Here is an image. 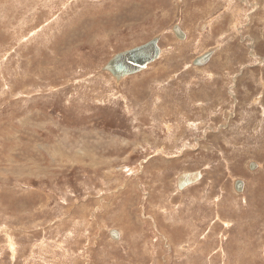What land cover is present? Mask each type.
Returning a JSON list of instances; mask_svg holds the SVG:
<instances>
[{
  "label": "rangeland",
  "instance_id": "374dc122",
  "mask_svg": "<svg viewBox=\"0 0 264 264\" xmlns=\"http://www.w3.org/2000/svg\"><path fill=\"white\" fill-rule=\"evenodd\" d=\"M263 163L264 0H0V264H264Z\"/></svg>",
  "mask_w": 264,
  "mask_h": 264
},
{
  "label": "water",
  "instance_id": "95a60500",
  "mask_svg": "<svg viewBox=\"0 0 264 264\" xmlns=\"http://www.w3.org/2000/svg\"><path fill=\"white\" fill-rule=\"evenodd\" d=\"M172 29L178 39L184 40L186 38V33L179 24H174ZM160 39L161 36L157 35L143 44L116 53L102 69L108 71L116 81H121L129 75L146 69L150 63L157 60L161 55L162 47L159 44ZM213 52V49H208L204 53L197 55L192 60L193 65L200 66L206 64L213 55ZM257 166L258 163L256 161L249 162L250 169H255ZM202 177L203 173L199 169L180 172L176 180L177 187L179 190H184L189 185L198 182ZM234 188L237 192H242L244 189V180L236 179L234 181ZM110 236L113 239H119V230L112 228L110 230Z\"/></svg>",
  "mask_w": 264,
  "mask_h": 264
},
{
  "label": "bare ground",
  "instance_id": "6f19581e",
  "mask_svg": "<svg viewBox=\"0 0 264 264\" xmlns=\"http://www.w3.org/2000/svg\"><path fill=\"white\" fill-rule=\"evenodd\" d=\"M209 49H213L214 50V52H213V54L217 51V50H219L220 49V45H216V46H214V47H211V48H209ZM205 52V51H204ZM203 52V53H204ZM202 54V53H201ZM213 56V55H212ZM209 62V61H208ZM199 66V65H198ZM125 79V78H124ZM116 82H120V81H116ZM264 164V163H263ZM202 179V178H201ZM200 179V180H201ZM199 180V181H200ZM195 184V183H194ZM176 185H177V182H176ZM178 188V187H177Z\"/></svg>",
  "mask_w": 264,
  "mask_h": 264
}]
</instances>
